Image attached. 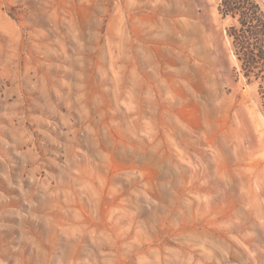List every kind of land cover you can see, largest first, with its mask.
Masks as SVG:
<instances>
[{"label":"rangeland","instance_id":"obj_1","mask_svg":"<svg viewBox=\"0 0 264 264\" xmlns=\"http://www.w3.org/2000/svg\"><path fill=\"white\" fill-rule=\"evenodd\" d=\"M229 24L0 0V264H264V93Z\"/></svg>","mask_w":264,"mask_h":264},{"label":"trees","instance_id":"obj_2","mask_svg":"<svg viewBox=\"0 0 264 264\" xmlns=\"http://www.w3.org/2000/svg\"><path fill=\"white\" fill-rule=\"evenodd\" d=\"M217 11L230 20L226 35L240 72L264 93V2L217 0Z\"/></svg>","mask_w":264,"mask_h":264}]
</instances>
